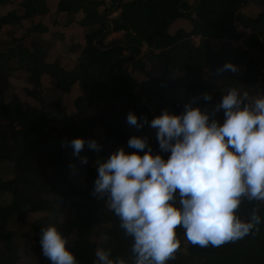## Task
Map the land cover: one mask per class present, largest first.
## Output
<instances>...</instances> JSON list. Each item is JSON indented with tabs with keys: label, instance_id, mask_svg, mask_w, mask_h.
Returning a JSON list of instances; mask_svg holds the SVG:
<instances>
[{
	"label": "trees",
	"instance_id": "1",
	"mask_svg": "<svg viewBox=\"0 0 264 264\" xmlns=\"http://www.w3.org/2000/svg\"><path fill=\"white\" fill-rule=\"evenodd\" d=\"M246 1L120 0V13L111 20L112 29L106 31L107 25L99 19L102 0H60V11L85 13L80 24L87 29L86 44L74 70L65 68L59 60L48 62V50L41 41L26 43L24 37L10 38L7 33L0 36V163L10 162L13 172L5 179L0 168V198L12 193L9 204H0V239L8 251L0 254V264H16L28 253L36 255L37 264H51L41 252L44 220L23 221L30 213L40 211L55 213L50 223L68 237L77 264L94 262L95 250L101 246L110 250L111 258L133 264L131 237L120 228L119 217L109 208L106 196L93 195L96 161L119 146L133 151L127 146L133 134L147 136L152 150L158 151L148 121L169 103L167 100L173 98L171 112L183 111L189 102L211 111L213 97L205 101L202 91L209 93L212 82L234 77L231 71H215L225 61L246 65L244 75L236 78L243 83H256L259 76L264 80V0H254L260 7L255 17L242 12ZM116 3L111 0L112 8ZM21 7L23 14L10 11L0 15V32L8 24L17 25L48 12L45 0H23ZM179 18L188 20L192 30L171 33L172 24ZM96 25L99 27L93 28ZM240 27L251 32L244 48H233L229 41L243 36ZM34 29L47 28L36 25ZM115 31L124 34L104 43L106 35ZM192 35L201 36L199 45L191 42ZM210 39L226 44L216 50ZM143 43L150 46L146 55L140 54ZM149 55L161 61L160 75L139 81L133 70H143ZM17 70L27 81L25 94L39 106L23 99L18 91L10 93ZM206 73L209 79L204 78ZM44 75L57 80L56 88L61 93L70 92L78 83L84 93L73 103L76 111L81 107L82 111L57 120L56 109L43 93ZM262 90L264 94V86ZM129 111L138 121H144L142 127L126 122ZM217 115L222 117V110ZM76 136L99 140V151L85 145L79 156H73L68 141ZM80 156H86L87 163H81ZM52 165L58 167L57 176L63 182L52 174ZM82 171L86 173L84 182L79 180ZM253 211L260 221L248 235L216 247L191 244L177 226L179 247L166 264H264V201L242 197L237 215L246 220ZM98 225H104L103 233L97 231ZM101 234L112 238L111 246L101 245Z\"/></svg>",
	"mask_w": 264,
	"mask_h": 264
},
{
	"label": "clouds",
	"instance_id": "2",
	"mask_svg": "<svg viewBox=\"0 0 264 264\" xmlns=\"http://www.w3.org/2000/svg\"><path fill=\"white\" fill-rule=\"evenodd\" d=\"M236 70V64L225 61L215 71ZM210 98L203 94L205 101ZM126 122L136 128L144 123L133 111ZM148 124L158 151L147 136L130 135L127 146L133 151L119 146L97 160L93 182V195L106 196L132 239L133 264H166L173 258L177 226L187 241L201 247L248 235L260 217L253 211L245 220L236 209L242 197L264 201V94L249 101L247 92L229 87L211 111L189 102L179 113L161 110ZM68 144L73 156L85 145L100 149L94 138L76 136ZM79 158L87 163L86 156ZM40 245L51 264H77L68 237L55 223L41 228ZM94 254V264H125L111 258L109 249L98 247Z\"/></svg>",
	"mask_w": 264,
	"mask_h": 264
},
{
	"label": "crops",
	"instance_id": "3",
	"mask_svg": "<svg viewBox=\"0 0 264 264\" xmlns=\"http://www.w3.org/2000/svg\"><path fill=\"white\" fill-rule=\"evenodd\" d=\"M22 1L23 0H9L8 4L6 5L8 7L7 11L5 13H0V15L9 13L10 11H17L19 14H23L24 10L21 7ZM45 1L48 6V12L46 14L23 19L22 22L17 25L8 24L3 28V30H7V34L10 38L14 37L16 39H19L24 37L26 43H29L33 40L41 41L43 43V46L48 50L47 51L48 62H54L59 60L65 68L69 70H74L79 62V58L81 56L82 50L86 44L85 34L87 29L80 24V21L84 18L85 13L83 11H79L74 15H70L67 11H60L59 9L60 0H45ZM102 1L104 3L98 8V10L100 11L101 15L104 16L105 20L111 23V20L119 15L120 10L116 8V5L114 6V8H112L111 0H102ZM124 1L128 2L131 0H124ZM193 1L194 0H190V2ZM246 6L251 8L253 7L257 12L254 13L253 15L249 14L245 10ZM242 12L248 16L255 17L260 12L259 4L254 0H247L246 4L242 9ZM36 25L44 26L47 29L46 31L35 30L34 28ZM98 27H99L98 25L93 26V28H98ZM179 29H184L185 31H191L192 24L184 18H179L172 24L170 28V32L175 33ZM115 32L108 33L104 39V43H108L111 40L118 38V33ZM209 42L210 45L216 50H220L222 46L226 44L224 40H219V39H210ZM240 47L241 48L245 47L244 42ZM150 57H154V56L149 55L146 58L145 66L143 70L140 69L133 70V76L139 81L147 80L149 78H157L160 75L161 61L156 57H154V61H152ZM152 62L156 63V65L154 67L155 70L154 74L151 75L149 64H151ZM245 71H246V65L238 64L237 70L233 72L234 77L232 78L228 77L227 80L219 81L217 83L211 81L213 85L209 93L213 97L212 102L215 98L222 96V93L227 89V88L226 89L222 88V85H218V83L223 82V84H228L229 87L235 86L238 89H240L239 88L240 84L238 82H242V81L236 78L239 76H243ZM262 71L264 72V67L262 68ZM204 78L209 79V75L206 73L204 75ZM259 78H261V76L257 78L256 83H242V84L244 86L255 85L259 83V81L261 80ZM14 80L17 81V83L21 84L22 86L25 87L27 86V81L24 78V75L19 70L13 72V81H12L13 85L15 84ZM42 82H43V88H42L43 93L44 95L48 96L51 104L55 103L56 104L55 107H57V102L59 101L60 105L58 107L61 112L62 110L65 111L66 117L71 116L73 114H77L78 110L76 111L73 102L78 96H81L84 93L83 89L79 86L78 83H75L72 86L70 92L61 93V91L56 88L57 80L55 78L50 77L49 75H44ZM205 92L206 90L202 91L203 94ZM167 101L169 103L166 105V107L169 106L170 107L169 111H171L170 102H173V98ZM161 110H163V108ZM61 112H57L58 114L57 120H62L66 118L60 115L62 114ZM96 141H98L100 145V141L99 140ZM7 163L10 162H1L0 168L3 169V165ZM4 169H6L7 171H12V164L10 163L9 166ZM11 176L12 175H10L9 177ZM85 179H86V173L82 171L79 174V180L84 182ZM3 199L5 201H3ZM11 200H12L11 193L6 192L0 198V204L7 205L11 202ZM99 226H103V228L100 230L101 231L100 233H103L104 225H98L97 229ZM106 242H107L106 243L107 246L109 245L111 246L112 238H110V240H107ZM125 264H129V263L127 262Z\"/></svg>",
	"mask_w": 264,
	"mask_h": 264
},
{
	"label": "rangeland",
	"instance_id": "4",
	"mask_svg": "<svg viewBox=\"0 0 264 264\" xmlns=\"http://www.w3.org/2000/svg\"><path fill=\"white\" fill-rule=\"evenodd\" d=\"M8 1L9 0H4L1 4H0V13H5L6 11H7V9H8V7L6 6L7 4H8ZM245 10L249 13V14H251V15H253L254 13H256L257 11H255V9L252 7H248V6H246V8H245ZM258 10V9H257ZM7 33V30H2L1 32H0V36L1 35H3V34H6ZM215 44V43H214ZM1 46H3V44H1ZM150 59H152V61H154V57H150ZM155 65H156V63H154V62H152L151 64H149V68H150V71H151V75L152 74H154V67H155ZM14 82H15V84L14 85H12V87H11V90H10V93L11 92H14L15 90H17L20 94H21V96L25 99V100H30L28 97H27V95L25 94V86H22L21 84H18L17 83V81H15L14 80ZM239 84H240V86H239V90L241 91V92H247L248 93V100L249 101H251L255 96H258V95H261V94H263V90H262V88H263V84H264V80L263 79H261L260 81H259V83H257V84H255V85H247V86H244L242 83L243 82H238ZM218 85H222V88H229V85L228 84H223V82H221V83H218ZM218 88V87H217ZM222 98V96H220V97H218V98H215L214 100H213V102H212V106L214 107V105L216 104V103H218L219 102V100ZM32 100V99H31ZM30 100V101H31ZM34 105H37V106H39L34 100H32L31 101ZM52 106H53V108L54 109H57L56 111L57 112H61L60 111V109H59V107L57 106V107H55L56 106V104L55 103H53L52 104ZM59 109V110H58ZM163 109H167V110H170V107L169 106H165V108L163 107ZM62 114H60L62 117H66V113H65V111L64 110H62V112H61ZM151 130V129H150ZM153 130V129H152ZM153 132H151V134H152ZM98 142V141H97ZM98 144H99V142H98ZM9 164L10 163H7V164H5V165H3V169H2V173H3V175H4V177H5V179L6 178H8L13 172L12 171H7L6 169H4V168H6V167H8L9 166ZM52 174L54 175V176H56L57 177V179H58V181L59 182H63V180L61 179V176L59 177V176H57V173H58V167L57 166H55V165H52ZM12 172V173H11ZM59 177V178H58ZM11 195H12V193H11ZM3 196V195H2ZM3 201H5L4 199H3ZM54 216H55V213L54 212H52V211H40V212H34V213H30L29 215H28V217H26V218H24V223L25 224H27L28 222H30V221H32V220H34V219H38V218H40V219H43L44 220V225L45 226H47V223H50L53 219H54ZM103 228V226H99L98 227V229H97V231L98 232H101L100 230ZM107 240H110V238L108 237V236H106L105 234H101L100 235V237H99V242L101 243V245H105L107 242ZM112 243V242H111ZM102 247V246H101ZM7 248H6V246H5V244H4V242L0 239V254L1 255H6L7 254ZM30 254V255H29ZM16 264H37V258H36V255H34L33 253H28V254H26L25 255V257H23L21 260H19V262H16Z\"/></svg>",
	"mask_w": 264,
	"mask_h": 264
},
{
	"label": "built area",
	"instance_id": "5",
	"mask_svg": "<svg viewBox=\"0 0 264 264\" xmlns=\"http://www.w3.org/2000/svg\"><path fill=\"white\" fill-rule=\"evenodd\" d=\"M240 31L242 32L243 36L237 40H232V41H229L230 45L233 47V48H238L240 47L244 40L248 38L249 34H250V30L249 29H245L243 27H240ZM115 33H118V38H121L124 34V31H117ZM200 41H201V36L200 35H192L191 36V42L193 44H195L196 46L200 44ZM226 42V41H225ZM150 51V46L147 44V43H143L141 48H140V54L142 55H146L148 54V52ZM155 53H158L159 51L158 50H154ZM151 129V132H153L151 134L150 132V135H151V140L154 141L155 140V130L152 128Z\"/></svg>",
	"mask_w": 264,
	"mask_h": 264
},
{
	"label": "water",
	"instance_id": "6",
	"mask_svg": "<svg viewBox=\"0 0 264 264\" xmlns=\"http://www.w3.org/2000/svg\"><path fill=\"white\" fill-rule=\"evenodd\" d=\"M119 3H120V0H117L116 8H118ZM99 19H100V22H102V23H104V24L107 25V30H111V29H112V24H111L110 22L106 21L103 15H101ZM101 36H102V35H100L98 38H96V40H95V44H96V45H98V42H99ZM87 94H88V92H87ZM81 111H82V107L77 111V113H79V112H81ZM56 119H58V118H56ZM66 148H67V144L64 143V149L66 150ZM66 178H68L67 175H66ZM89 264H94V262L89 263Z\"/></svg>",
	"mask_w": 264,
	"mask_h": 264
}]
</instances>
